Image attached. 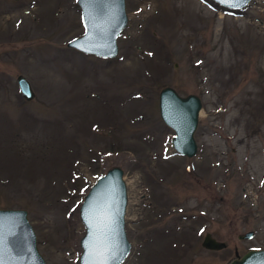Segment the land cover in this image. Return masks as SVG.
Segmentation results:
<instances>
[{"label":"rangeland","instance_id":"obj_1","mask_svg":"<svg viewBox=\"0 0 264 264\" xmlns=\"http://www.w3.org/2000/svg\"><path fill=\"white\" fill-rule=\"evenodd\" d=\"M124 9L117 53L101 59L65 46L83 32L75 0H0V208L26 211L45 264H78L79 203L118 166L122 264H228L264 249V0ZM164 86L200 99L193 157L170 146ZM205 233L225 247H201Z\"/></svg>","mask_w":264,"mask_h":264},{"label":"water","instance_id":"obj_2","mask_svg":"<svg viewBox=\"0 0 264 264\" xmlns=\"http://www.w3.org/2000/svg\"><path fill=\"white\" fill-rule=\"evenodd\" d=\"M231 10L244 8L250 0H211ZM83 27L81 35L65 43L67 48L101 59H111L117 53L116 38L126 25L124 0H75ZM20 96L28 101L33 97L29 82L22 75L15 77ZM201 107L193 93L180 96L172 87L164 86L157 94V112L161 122L171 129L172 150L187 158L196 153L193 133ZM126 191L122 171L111 166L89 185L78 206V219L83 227L79 238L80 253L77 263L86 264L87 247L94 240L105 239L116 250L113 264H122L130 250L124 229ZM102 223L107 224L104 233ZM110 229V231H109ZM106 233V235H105ZM252 231L238 238L247 239ZM0 254L5 264H45L36 248L35 234L26 218V211L18 208H0ZM201 247L220 250L225 243L205 233ZM228 264H264V249H249L235 253Z\"/></svg>","mask_w":264,"mask_h":264},{"label":"snow or ice","instance_id":"obj_3","mask_svg":"<svg viewBox=\"0 0 264 264\" xmlns=\"http://www.w3.org/2000/svg\"><path fill=\"white\" fill-rule=\"evenodd\" d=\"M105 228H107V224L102 223L100 231L104 233ZM86 247L88 249L86 264H113L116 258V250H113V246L105 239L98 238ZM0 264H5L2 254H0Z\"/></svg>","mask_w":264,"mask_h":264}]
</instances>
